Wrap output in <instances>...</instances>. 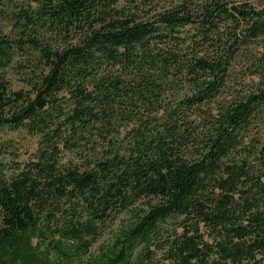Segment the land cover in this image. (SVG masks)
<instances>
[{
	"label": "trees",
	"instance_id": "obj_1",
	"mask_svg": "<svg viewBox=\"0 0 264 264\" xmlns=\"http://www.w3.org/2000/svg\"><path fill=\"white\" fill-rule=\"evenodd\" d=\"M0 127V264H264V0H0Z\"/></svg>",
	"mask_w": 264,
	"mask_h": 264
},
{
	"label": "rangeland",
	"instance_id": "obj_2",
	"mask_svg": "<svg viewBox=\"0 0 264 264\" xmlns=\"http://www.w3.org/2000/svg\"><path fill=\"white\" fill-rule=\"evenodd\" d=\"M5 75L10 80L13 89L23 88V84L19 80L18 75L13 69H7ZM6 145L11 151H16L19 154V160L30 158L37 145V137L28 135L22 129L12 130L7 127H0V145ZM125 216H120L118 220L103 234V236L92 246L90 257L96 258L98 255L112 243L120 226V221L123 222ZM87 258H85L86 260ZM83 261L84 263L86 261ZM79 264V263H76Z\"/></svg>",
	"mask_w": 264,
	"mask_h": 264
}]
</instances>
